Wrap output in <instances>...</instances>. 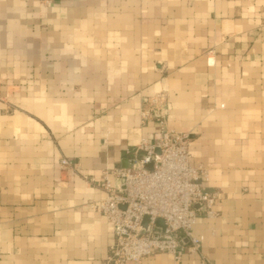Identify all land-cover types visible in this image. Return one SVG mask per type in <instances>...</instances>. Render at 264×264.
<instances>
[{
	"label": "crops",
	"instance_id": "obj_1",
	"mask_svg": "<svg viewBox=\"0 0 264 264\" xmlns=\"http://www.w3.org/2000/svg\"><path fill=\"white\" fill-rule=\"evenodd\" d=\"M161 120L220 195L205 261L264 264V0H0V264H103L98 183Z\"/></svg>",
	"mask_w": 264,
	"mask_h": 264
},
{
	"label": "built area",
	"instance_id": "obj_2",
	"mask_svg": "<svg viewBox=\"0 0 264 264\" xmlns=\"http://www.w3.org/2000/svg\"><path fill=\"white\" fill-rule=\"evenodd\" d=\"M163 95L149 99L142 123L163 108ZM161 132L156 143L142 139L128 150V166L105 171L98 183L104 197L91 208L110 224L113 243L103 264L138 263L159 253H167L176 262L183 254L200 257L203 236L195 232L199 215L215 218L220 195L206 188L209 169L194 165L190 156L191 140L187 134L168 131L160 121ZM75 165L61 159L60 170L74 171ZM111 176V177H110ZM91 185L97 184L94 178ZM149 218L148 229L143 222ZM162 220L164 230L156 226Z\"/></svg>",
	"mask_w": 264,
	"mask_h": 264
},
{
	"label": "water",
	"instance_id": "obj_3",
	"mask_svg": "<svg viewBox=\"0 0 264 264\" xmlns=\"http://www.w3.org/2000/svg\"><path fill=\"white\" fill-rule=\"evenodd\" d=\"M128 161L126 160L125 161V163H124V167L126 168L128 165V163H127ZM148 221H149V218H145L144 219V222H143V227H144V229L145 230H147L148 229ZM156 226L157 227H159V228H161L162 230H164V225H163V221L162 220H157V222H156Z\"/></svg>",
	"mask_w": 264,
	"mask_h": 264
},
{
	"label": "rangeland",
	"instance_id": "obj_4",
	"mask_svg": "<svg viewBox=\"0 0 264 264\" xmlns=\"http://www.w3.org/2000/svg\"><path fill=\"white\" fill-rule=\"evenodd\" d=\"M46 1H47V3L49 2V0H46ZM153 97H156V95L153 96ZM151 98H152V97H151ZM151 98H150V99H151ZM164 103H165V98L163 97V104H162L163 106H164ZM145 108H146V107H143L142 109L139 110V111H140L139 113H140V119H141V121H143V120H142L141 113L143 112V109H145ZM162 110H163V108H161V111H162ZM161 111H159V112H161ZM140 141H141V140H140ZM140 141H139V143H140ZM60 171L63 172L62 170H60Z\"/></svg>",
	"mask_w": 264,
	"mask_h": 264
}]
</instances>
